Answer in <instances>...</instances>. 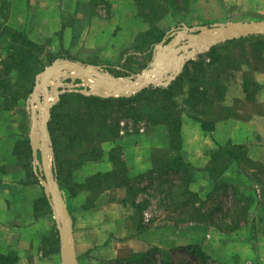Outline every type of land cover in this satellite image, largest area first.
Wrapping results in <instances>:
<instances>
[{
	"label": "crops",
	"instance_id": "obj_1",
	"mask_svg": "<svg viewBox=\"0 0 264 264\" xmlns=\"http://www.w3.org/2000/svg\"><path fill=\"white\" fill-rule=\"evenodd\" d=\"M177 2L183 3L186 12L180 11ZM102 4L109 7L108 16L101 14ZM162 7L167 11L151 22L142 16L135 0H0V30L18 31L51 50L61 46L79 61L115 62L140 38L151 42L170 23L189 17L195 25L212 27L264 22V0H164ZM149 32L151 37L145 35ZM0 38L8 47L1 31ZM234 41L218 48L224 67L218 77L221 99L214 109L221 113L204 118L212 124L211 132L188 113L182 114L176 153L167 125L144 126L134 142L131 135L121 134L118 140L102 145V158L75 170L73 178L84 185L92 176L114 171L111 153L117 147L122 148L130 179L154 168L155 153L179 154L193 170L191 193L204 200L217 184H227L249 200L246 221L237 231L225 234L211 228L208 240L218 236V242L209 241L205 247L196 237L191 244L220 264H264V174H260L264 171V35ZM4 48L0 44V57L7 53ZM9 103L0 93V256L15 253V264H62L57 220L31 168L27 117L20 103ZM231 147L244 153L245 159L227 158L228 168L215 180L209 172L214 158L220 149ZM58 187L76 264H113L147 253L151 246L163 248L162 238L139 233L141 217L136 204L128 201L126 187H114L98 197L94 190L82 188L67 195L59 182ZM232 197L229 192L231 204Z\"/></svg>",
	"mask_w": 264,
	"mask_h": 264
},
{
	"label": "rangeland",
	"instance_id": "obj_2",
	"mask_svg": "<svg viewBox=\"0 0 264 264\" xmlns=\"http://www.w3.org/2000/svg\"><path fill=\"white\" fill-rule=\"evenodd\" d=\"M168 3H171L172 1L176 2L177 0H165ZM178 4V2H177ZM102 7V12L101 14L103 16H108V10L109 7L105 6L104 4L101 5ZM180 7L181 12H186L182 11L184 10L183 8V3L180 2L178 4ZM108 9V10H107ZM5 19V17L3 18ZM191 17L187 19L185 22H181L180 20L177 22H173V24L170 23L168 25L163 34L162 41L155 45L154 47L151 46L150 44V38H140L138 42L134 44L133 47L127 49L125 52L122 53L121 57L119 60L115 62H100L99 60H85V61H79L76 60L73 55H71L68 51H65V49L61 46L59 47H54V50L48 49V47H44L43 53H38L35 52V58L36 62L32 63V68L33 70L35 69H41L40 72L35 71L36 73V78H35V84L33 88V92L23 99L20 104L24 108L22 111L27 117L26 119V131H25V137L27 138L28 145H30V153H31V165L34 169V172L36 173V176L38 179L41 177L42 180L45 179L44 177V171L41 170L42 168V157H41V149L36 152L34 149V146L32 144V133L35 128V122L36 119L38 118H43L42 121L45 119L46 115L43 117V112L42 108L45 109V100L47 99L51 105L53 106L50 109V112H52L53 107H55L58 103L62 101L63 98H66V108L62 110V113H68L72 109V103L76 100L75 98L68 99L66 97L67 94L69 93H74V94H79V95H84V96H93V97H98L102 99H119V98H126L130 99L137 95L138 93H141L144 90L147 89H157L160 87L166 88L170 86L171 84H179L181 87L182 94L176 95L173 97L175 101L179 104L180 108L185 107L184 109H187V107L184 104V99L188 98L189 92H190V87L192 86L193 83H190L187 79L181 78L180 75L183 73L185 66L192 62V61H198V57L203 56L209 51L216 46H213L208 50L207 52H204L200 54L197 57H194L193 59L189 60L186 62L184 65L180 67V70H177L176 63H174L173 60L177 58V52L173 50L172 47H170L167 51L165 56L168 57L167 60L163 63V67L167 65L169 61H173L172 65L170 68H165L163 69V74L161 78L159 79L160 83L157 81H154L155 83L145 85L143 88L140 90H137L136 92H127L124 93L123 95L117 96L112 94L111 91H105L103 90L101 86V81L96 79L94 77V80H90L89 78L86 81L82 77H79L76 75V73L73 70L65 69L59 74H56L52 76L48 83H47V88L45 89L44 86H42V81H43V75L47 70H52L56 68H60L67 64V62L74 63V64H79L80 66L92 70L91 73H97L99 75L103 76H111L118 80L120 82L121 80H126L128 83L122 81L120 82V85L122 87H127L129 84H140L141 81L145 80V76L148 71H151L155 68V59L157 57V54L161 51L160 48L165 49V47L168 44L173 43L174 41L179 38V43L183 45H188L190 43L189 39L186 36H195L199 32L192 31L190 29L194 28H202V27H212L209 25H195L192 23V21H189ZM4 28H7L5 24H3ZM186 28L189 30L187 31ZM10 29V28H9ZM13 30V29H12ZM2 36H4L5 40H8V47L3 45L1 38H0V44L2 48L7 49V53L0 57V63L4 61L8 54H10V46H11V31L7 29L0 30ZM163 43V44H162ZM6 44V42H5ZM162 44V45H161ZM222 45V44H221ZM42 46V45H41ZM161 46V47H160ZM190 50V51H189ZM193 50L192 49H186L184 50L183 55H189L191 54ZM9 52V53H8ZM236 52V51H234ZM169 53V55H168ZM223 52H221L222 54ZM220 54V53H219ZM238 54V52L236 53ZM222 56V55H221ZM42 66V67H41ZM41 67V68H40ZM222 64L216 66L214 68V72H209L207 79H212L213 80L217 77L215 75L220 73L223 69ZM174 71V72H173ZM33 73V74H34ZM75 75V76H71ZM14 76V77H13ZM13 78L12 82L14 83V92L18 91L20 88L19 85V80L17 82L18 75L16 72H13L11 74V79ZM143 78V79H141ZM141 79V80H139ZM177 79V80H176ZM207 81V80H206ZM18 83V86L16 84ZM90 83H96V86H93ZM109 82V80H108ZM197 86L204 87L206 86V82L199 81V82H194ZM106 84V83H104ZM37 88V94H34L35 88ZM210 87V86H209ZM207 89V88H206ZM206 91L205 89H203ZM13 92V93H14ZM219 91L216 90L215 87L211 86V91L210 94L212 97L219 98ZM75 99V100H74ZM70 100V101H69ZM218 102V100H217ZM144 103H147L145 101ZM165 104H168V102H165ZM151 109L149 108L148 110L154 111L155 108L158 106L157 104V98L149 104ZM219 107V105L217 106ZM218 109V108H217ZM216 108H210L208 105L203 108L202 110L204 113L202 114L205 119H210V117L215 113L216 115L221 113V110H217ZM47 113V112H46ZM151 113V112H150ZM187 113V111H186ZM52 114V113H51ZM184 114V113H183ZM63 120L60 119V123ZM120 134L119 135H131L133 138L134 142L136 139H138V135H140L141 130L143 129L144 126H154L149 124L150 122H146L141 120V122H135L133 119H128V118H121L120 119ZM51 121V116L50 119L47 123V130L49 132V138H48V148H50L49 156L51 160V171L53 174L56 176V166H55V151H54V145L50 133V126L49 123ZM43 123V122H42ZM108 127L107 130L109 129L111 123L110 120L108 122ZM92 130L96 134H99V131L97 130V126L92 124ZM170 138H171V145H172V134L170 132ZM103 137L101 135L97 140L95 141L94 145L97 146H102V145H107L105 143H111L114 142L115 140H102ZM60 145V149H61ZM103 153V151H102ZM72 153H63L59 155V163L60 164H65V167L63 166V172L62 176L67 177V174L69 175V181H68V190L71 192V194H76L79 190V188L75 187L77 184L75 183V179L73 178V172L71 171V160H74ZM174 156V155H173ZM173 156H170L168 153L167 155L157 152L155 153V165L154 168L144 174L139 175L138 177L134 178L137 179L138 181L135 183L136 187V195H135V202L136 204L141 205V210L142 214H139L142 220V228L143 231L141 232V235H149L152 237H156L157 240L159 238H162L161 243L163 245V248H160L159 246H151L149 248V252H147L150 257L149 262L147 264H165L166 258L168 257L171 261L169 263L172 264H220L217 261H214L211 257H207V253L203 251L198 245H193L191 244L192 240L198 237L200 239V243L203 244L205 247L208 246L207 242L211 241H216L218 242L219 237L218 236H212L211 239L208 240V235L209 233L212 232L211 228H215L210 225L208 221H205L202 219V217H207L209 213L214 212L215 209L220 205L222 211L216 212L215 216L218 217L219 219L223 218L221 217L222 212H227L229 209H231V202L229 199H227V195L224 196L223 192L216 193L215 190L212 191V193L206 197L204 200H202L200 197L197 198V200L192 201L186 206H182V203L186 200H189V196L183 195L181 196L180 194H176V190L173 191V195H176V198H173L172 194L170 193V184L172 186H175L176 184H181L179 182L178 176H175L174 174L171 173H162L159 174L160 169H165V163L169 161L170 158ZM70 162V166L67 164ZM37 163H39L37 165ZM164 165V166H163ZM50 167V166H49ZM193 173V172H192ZM57 178V176H56ZM58 182V179H57ZM167 182V183H165ZM40 186L42 188V183L39 180ZM90 189L88 183H85L84 189ZM92 191V189H90ZM61 191V190H60ZM95 196H99L98 192L94 190ZM160 192V193H159ZM62 193V191H61ZM64 194V193H62ZM215 194L214 199L210 198L211 195ZM170 195V197H169ZM96 198V197H94ZM98 199H95L96 201L100 202ZM105 201H108V197H103ZM102 199V200H103ZM94 200V199H93ZM94 200V201H95ZM92 203H87V206H91ZM94 206V205H93ZM189 213L199 215L202 214V217L200 220L194 221L190 220V217L187 215ZM187 214V215H184ZM146 221V222H145ZM246 221V218L244 222ZM226 223H230L229 221H220L219 225H226ZM158 227H167V229H162L160 230L157 229ZM181 228V229H180ZM216 229V228H215ZM222 233V232H221ZM227 234V233H225ZM148 236V237H149ZM147 237V236H145ZM177 239V240H176ZM183 239V240H181ZM182 242L181 245L179 244ZM214 248V247H213Z\"/></svg>",
	"mask_w": 264,
	"mask_h": 264
},
{
	"label": "trees",
	"instance_id": "obj_3",
	"mask_svg": "<svg viewBox=\"0 0 264 264\" xmlns=\"http://www.w3.org/2000/svg\"><path fill=\"white\" fill-rule=\"evenodd\" d=\"M163 1L164 0H135L137 8L142 16L146 18V21L150 20L151 22L154 20V18L160 17L161 14L163 15V13L167 11L162 7ZM147 11L148 13H146ZM145 35L148 37L152 36L150 32L146 33ZM10 36L12 38V44L10 46L11 52L8 54L7 58L2 61V63H0V93L6 98L7 102H10L9 104L11 106H15L33 92L35 78L37 75L34 72H40L41 69L33 70L32 63L36 62L35 52L43 53L44 47L32 42L25 34L18 31H11ZM162 36L163 34L152 37L150 44L153 47L159 44L162 41ZM234 43H236V41L227 44ZM227 44L213 47L209 53L198 57V61H192L188 63L185 66L183 73L180 75V77H178V79L183 77L190 83H193L190 87L188 98L184 99V104L187 109H184L185 107L180 108L179 104L173 98L176 95L182 94L183 92L181 91V86L178 83H173L166 88L160 87L157 89H147L130 99H102L74 93L67 94L66 97L69 96L68 99H76H74L75 101L72 103L73 107L71 111L68 113H62V110L66 108L67 105V99L63 98L60 103L53 107L51 112V121L49 123L55 151V173L61 189L65 191L67 195H71V192L68 190V179L72 172L67 174V177L62 176V170L63 166L65 167V164L63 165L59 163V155L63 153L73 154L72 156L74 157V160H71V162H73L71 163V171L81 168L88 162L100 160L102 158V148L101 146L94 145V143L100 135L103 137V141L108 139L112 141L118 140L121 130V118L133 119L135 122H141V120H143L150 122L149 124L154 126L167 125L172 134L171 148L174 150V152L179 151L177 144L178 139L180 138V121L182 114L186 113V111L196 121L201 123L205 131L211 132L212 124L204 119L202 115L204 111L202 109L207 105L210 108L215 107L216 100L219 101L221 99L222 90L218 86L219 73H215L217 77L213 80V82L212 79H207V77L209 76V72H214V68L216 66L218 67V65L222 64L224 67L222 63L223 59L218 52V48ZM13 72L17 73L18 78L16 80L17 82L19 80L20 85V89L15 92V85L12 82L13 78L11 79V74ZM200 80H204L207 85L201 87L194 83L199 82ZM16 86H18V83ZM211 86L215 87L216 90L220 92L218 96L219 98H216V96H211ZM156 98L158 106L154 111L148 110L149 108L151 109L149 104L154 102ZM145 101H147V103H144ZM165 102H168V104L163 106ZM62 118L63 120L60 123V119ZM109 120L111 125L107 130ZM92 124L97 126V130L99 131L97 136L92 130ZM28 142L29 141L27 140V145ZM60 145L62 147L61 149ZM28 148L30 149V145H28ZM227 158H229V161H242L245 159V154L233 147L220 149L219 153H217L214 158L211 169L209 170L212 178H215V180L217 178L216 175H219L221 171L223 173L224 170L228 168V166L225 165ZM111 161L115 166L114 171L92 176L86 180V183H88L90 189L96 190L98 194L114 187L118 188L124 186L129 191L128 201L135 205L136 202L134 199L137 193L135 183L138 180L130 179L128 177L127 167L122 159L121 147H117L112 150ZM253 164L254 163H250L249 165ZM68 165L70 166V162L67 164V166ZM192 171L193 170L191 166L187 165L179 156V154L170 158L169 161L165 163V169L162 167V169L159 171V174L161 175L162 173L172 172V174L178 176L179 182H181V184L178 183L175 186L170 184V193L172 194L173 198H176V195H173V191L175 190L176 194L190 197L189 200H186L182 203V206H186L198 198L197 195L189 191V185L194 180V174ZM260 174H264V171H261ZM84 185L77 184L75 187L82 189L84 188ZM230 189L232 191H229ZM214 190L215 194L223 192L224 196L228 195L229 192L233 194L231 209H229L227 212H222L221 217L223 218L219 219L215 216L216 212L222 211L220 205L214 210V212L212 211V213L207 214V217H202V214L195 216V214L192 213L184 215H187V217L189 216L190 220L194 221L200 220L202 217V219L208 221L211 226L215 227L219 232L222 233H232L237 231L247 216L249 200L243 198L236 187H231L227 184H217ZM215 194L211 195L210 198L214 199ZM135 206L139 214H142V210L140 208L141 205L136 204ZM229 220L230 223H226L225 226L219 225L220 221L225 222ZM142 226L141 220L139 225L140 234L143 231ZM149 255L150 254L148 253H139L129 259L117 260L113 264H147L150 259ZM17 260L18 258L15 253H11L6 256H0V264H15ZM166 261L167 262H165V264H172L169 263L171 260L168 257L166 258Z\"/></svg>",
	"mask_w": 264,
	"mask_h": 264
},
{
	"label": "water",
	"instance_id": "obj_4",
	"mask_svg": "<svg viewBox=\"0 0 264 264\" xmlns=\"http://www.w3.org/2000/svg\"><path fill=\"white\" fill-rule=\"evenodd\" d=\"M188 31L189 29L186 28ZM192 31L199 32L197 35L191 37L186 36L190 43L188 45H183L179 43V38L177 41L168 44L165 49L160 48L161 51L157 54V57L155 59V68L151 71H148L145 80L142 84H131L129 87H122L119 85L118 80L108 76L114 84L112 83H106L103 84L101 87L105 91H111L112 94L120 96L127 92H136L137 90H140L145 85L155 83L154 81H157V78L155 77L156 73H158V79L161 78L163 74V69L170 68L173 61L176 63V66L178 67L177 70H180L181 65H184L189 60L193 59L194 57L199 56L200 54L207 52L216 45L225 44L234 40L242 39L245 37L250 36H258V35H264V22H257V23H249V24H237V25H231V26H215V27H202V28H194L190 29ZM163 44V43H162ZM161 44V45H162ZM161 47V46H160ZM172 47L175 52H177V58L175 60H171L167 63L165 67H163V63L167 60L168 57L165 56L166 51ZM186 49H192L193 51L189 55H183L184 50ZM169 55V53H168ZM69 69L76 72V75L79 77H82L86 81L89 77H91L90 72L88 69L80 66L79 64H74L67 62L64 66L52 70H47L45 74L43 75V81L42 86L44 88H47V83L49 79L59 74V72ZM75 76V75H71ZM101 79L104 80L105 76L99 75ZM37 88L34 90V94H37ZM49 101L45 100V108L47 110L46 117L43 120V127L45 129V136L48 139L49 132L47 130V123L50 119L51 112L50 109L53 106ZM41 149V157H42V168L41 170L44 171L49 177H46L45 180H42L41 177L39 180L41 181L43 187L45 188V191L47 193V197L51 202L52 209L54 211L57 224H58V230L60 233V250H61V257H62V264H76L74 252H73V241H72V235L71 230L69 227L68 218L65 215L63 205L61 203L60 199V193H59V187L56 176L51 172V169L48 164V157H47V150L44 147H40ZM38 176V175H37Z\"/></svg>",
	"mask_w": 264,
	"mask_h": 264
},
{
	"label": "bare ground",
	"instance_id": "obj_5",
	"mask_svg": "<svg viewBox=\"0 0 264 264\" xmlns=\"http://www.w3.org/2000/svg\"><path fill=\"white\" fill-rule=\"evenodd\" d=\"M190 51V50H189ZM89 72H90V74L89 75H91V77L89 78V81L90 80H94V77L96 78V79H98V80H100L101 81V86L104 84V83H112V84H114V82L112 81V79H110L108 76H105V78H104V80L103 79H101V77H99V74H97V73H91L92 72V70H90L89 69ZM174 72V71H173ZM76 73V72H75ZM155 77L157 78V83L159 82L160 83V81H159V79H158V73H156V75H155ZM141 79H143V78H141ZM141 79H139V80H141ZM108 80H109V82H108ZM94 81H96V80H94ZM122 81H124V82H126V83H128L126 80H121L120 82H122ZM120 82H119V85H120ZM143 83V81H141V83L140 84H142ZM89 84H91V85H93V86H96L95 84L96 83H90L89 82ZM131 84H129V86H130ZM100 86V87H101ZM129 86H127V87H129ZM42 110V112H43V117L46 115V112H47V110H46V108L44 109V108H42L41 109ZM42 119L43 118H38V119H36V122H35V128H34V131H33V133H32V135H33V137L31 138L32 139V144H33V146H34V149H35V151L36 152H38L39 150H40V147H44L46 150H47V153H48V151L50 152V148H48V139L46 138V136H45V129H44V127H43V121H42ZM50 155V154H49ZM47 157H48V154H47ZM48 164H49V159H48ZM37 165H38V163H37ZM52 172V171H51ZM44 177L46 178V177H49L45 172H44ZM45 180V179H44Z\"/></svg>",
	"mask_w": 264,
	"mask_h": 264
},
{
	"label": "built area",
	"instance_id": "obj_6",
	"mask_svg": "<svg viewBox=\"0 0 264 264\" xmlns=\"http://www.w3.org/2000/svg\"><path fill=\"white\" fill-rule=\"evenodd\" d=\"M178 39V38H177ZM177 41V40H176ZM175 42V41H174ZM183 44V43H182Z\"/></svg>",
	"mask_w": 264,
	"mask_h": 264
}]
</instances>
